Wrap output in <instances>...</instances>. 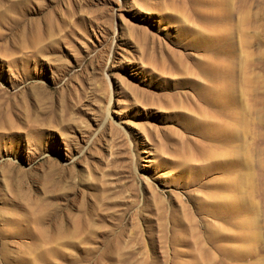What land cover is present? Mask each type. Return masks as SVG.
I'll return each mask as SVG.
<instances>
[{
    "label": "rangeland",
    "instance_id": "374dc122",
    "mask_svg": "<svg viewBox=\"0 0 264 264\" xmlns=\"http://www.w3.org/2000/svg\"><path fill=\"white\" fill-rule=\"evenodd\" d=\"M0 264H264V0H0Z\"/></svg>",
    "mask_w": 264,
    "mask_h": 264
}]
</instances>
